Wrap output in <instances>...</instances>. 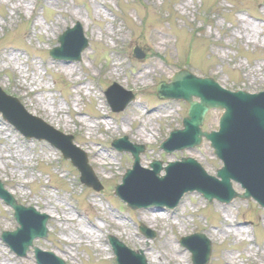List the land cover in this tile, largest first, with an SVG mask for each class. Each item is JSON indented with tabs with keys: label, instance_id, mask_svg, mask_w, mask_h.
Wrapping results in <instances>:
<instances>
[{
	"label": "rangeland",
	"instance_id": "rangeland-1",
	"mask_svg": "<svg viewBox=\"0 0 264 264\" xmlns=\"http://www.w3.org/2000/svg\"><path fill=\"white\" fill-rule=\"evenodd\" d=\"M77 24L88 42L81 61L53 60L50 49ZM67 37L76 41L74 33ZM182 69L227 90L263 91L264 0H0V89L17 100L0 98V104L26 119L18 129L0 110V182L17 204L48 216L47 238L36 239L35 247L65 264H116L104 237L112 235L142 249L149 264H193L180 240L202 233L212 244L208 264H264V209L253 200L214 201L204 210V199L189 193L169 212L132 210L115 195L133 165L130 153L112 146L123 136L146 146L140 156L145 168L154 160L166 167L188 157L210 175L221 167L208 142L170 155L160 149L182 128L187 106L158 102L151 84ZM114 84L135 97L116 114L104 97ZM221 114L208 113L204 130H217ZM35 118L87 151L101 191L84 186L57 149L23 135L35 134ZM142 225L155 231L154 240L134 236ZM17 228L14 210L0 199V264H37L35 248L20 256L3 241Z\"/></svg>",
	"mask_w": 264,
	"mask_h": 264
},
{
	"label": "water",
	"instance_id": "water-1",
	"mask_svg": "<svg viewBox=\"0 0 264 264\" xmlns=\"http://www.w3.org/2000/svg\"><path fill=\"white\" fill-rule=\"evenodd\" d=\"M75 33L76 43L74 46L68 47L67 39L70 38H67V35L63 36L60 40L62 48L52 52L54 58L79 59L78 56L87 44L79 32ZM158 94L165 99L187 101L190 105L189 116L183 123L185 130L171 134V139L163 145V148L171 153L189 146L195 147L202 143L203 137H206L211 141L216 154L225 163V167L218 173L220 181L207 176L198 165L189 160L170 164L165 178L159 177L162 170L160 163L152 166L153 172H143L139 168L138 157L141 149L136 148L135 169L125 177L124 185L118 188L119 197H122L130 208L135 210L152 206H175L184 193L194 190L201 192L210 201L217 198L227 203L238 196L231 189V182L236 181L246 190L245 194L240 197L243 199L254 198L264 206V94L257 96L239 92L232 94L222 91L211 80H199L188 72L177 75L171 85H162ZM193 97H198L201 102L196 103L193 101ZM0 98L4 99L2 94H0ZM212 108L226 110L221 121V131L217 134L201 131L202 122ZM0 110L18 129L26 121L24 118L17 119L14 112L2 104H0ZM20 111L22 112L21 109ZM33 128L35 134H28L29 136L51 141L64 152L67 158H73L85 176H87V172L89 174L87 161L85 163V160L82 162L77 160L78 156L70 142L63 143L64 139L48 131L47 128L36 125ZM83 180L91 185L90 181ZM0 197L5 200L7 205L14 208L17 221L21 226L17 232L5 235L4 239L12 249L20 255H24L35 238L47 236L45 223L48 218L37 215L32 209L18 205L14 198L4 190L1 183ZM36 223H38L37 228H35ZM194 238L204 241L205 262L197 261L200 255L191 240H186L183 243L192 251L196 264H206L211 251L210 243L201 236H194L192 239ZM114 244L119 264H146L142 256L125 251L119 243ZM36 253L41 264H50L43 260L44 257L41 252L39 253V250L36 249ZM59 264L62 262L60 261Z\"/></svg>",
	"mask_w": 264,
	"mask_h": 264
},
{
	"label": "bare ground",
	"instance_id": "bare-ground-1",
	"mask_svg": "<svg viewBox=\"0 0 264 264\" xmlns=\"http://www.w3.org/2000/svg\"><path fill=\"white\" fill-rule=\"evenodd\" d=\"M21 4H23L24 2H26L27 0H18ZM68 68V67H66ZM108 122V121H107ZM91 131V130H90Z\"/></svg>",
	"mask_w": 264,
	"mask_h": 264
}]
</instances>
